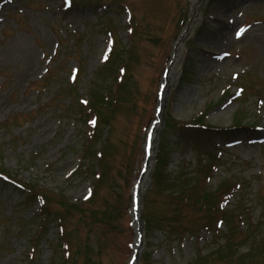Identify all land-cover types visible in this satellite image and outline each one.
<instances>
[{"label": "rangeland", "instance_id": "1", "mask_svg": "<svg viewBox=\"0 0 264 264\" xmlns=\"http://www.w3.org/2000/svg\"><path fill=\"white\" fill-rule=\"evenodd\" d=\"M198 1L89 0L93 8L64 12L62 0H0V163L23 180L45 184L57 198L48 209L37 201L25 206L19 192L0 185V214L11 219L8 231L0 226V264H71L73 257L74 264H126L135 238L130 193L143 161L145 130L156 119V88ZM123 3L134 9L131 23ZM101 4L109 8L102 11ZM196 6L200 16L181 61L186 70L169 90V121L157 137L164 157L142 203L148 224L139 264H264V144L255 141L264 131L247 127H264V0H204ZM247 24L249 31L236 38ZM108 26L133 54L126 79L114 86L121 103L110 116H100L101 131L92 142L102 156L89 164L87 145H81L87 139L84 118L76 123L61 112L63 104L51 103L59 89L54 75L64 83L78 65L79 95H87L108 51L109 37L101 33ZM219 52L230 56L215 61ZM238 87L243 91L235 98ZM201 122L209 129L184 126ZM234 126L240 128L230 130ZM33 152L34 163L21 168ZM93 184L96 195L86 202ZM175 191L190 198L180 222L168 203ZM206 195L218 214L210 232L200 210ZM238 198L244 211L235 207ZM222 213L230 222L215 225ZM167 221L177 229L166 227ZM32 228L42 237L39 245L28 243Z\"/></svg>", "mask_w": 264, "mask_h": 264}, {"label": "bare ground", "instance_id": "2", "mask_svg": "<svg viewBox=\"0 0 264 264\" xmlns=\"http://www.w3.org/2000/svg\"><path fill=\"white\" fill-rule=\"evenodd\" d=\"M198 10V9H197ZM194 24L195 23H191L190 26L187 27L186 29V35L191 36L193 33V29H194ZM140 187H143V184H140Z\"/></svg>", "mask_w": 264, "mask_h": 264}, {"label": "snow or ice", "instance_id": "3", "mask_svg": "<svg viewBox=\"0 0 264 264\" xmlns=\"http://www.w3.org/2000/svg\"><path fill=\"white\" fill-rule=\"evenodd\" d=\"M69 2H70V0H69ZM237 35H240V33H237Z\"/></svg>", "mask_w": 264, "mask_h": 264}]
</instances>
